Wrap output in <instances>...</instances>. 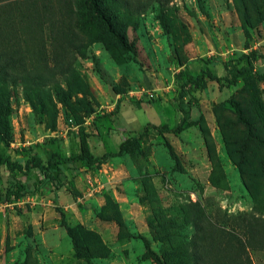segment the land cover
<instances>
[{"label": "rangeland", "instance_id": "374dc122", "mask_svg": "<svg viewBox=\"0 0 264 264\" xmlns=\"http://www.w3.org/2000/svg\"><path fill=\"white\" fill-rule=\"evenodd\" d=\"M59 2L73 5L70 28L28 36L41 64L27 83H0L11 140L0 154L78 156L70 134L82 130L98 156L149 133L99 168L64 167L60 190L43 181L15 204L2 198V167L0 264H156L149 251L168 264H264V76L209 82L192 110L196 126L157 130L180 122L181 70L196 75L209 60L223 76L228 61L264 47V0H105L126 48L87 0Z\"/></svg>", "mask_w": 264, "mask_h": 264}, {"label": "trees", "instance_id": "16d2710c", "mask_svg": "<svg viewBox=\"0 0 264 264\" xmlns=\"http://www.w3.org/2000/svg\"><path fill=\"white\" fill-rule=\"evenodd\" d=\"M87 5L92 15L104 24L107 31L126 48L127 42H125L123 34L116 29L114 18L108 12L105 0H87ZM72 14H74L73 5H62L59 0L55 6L52 5V0H0V83L7 80L12 83H27L30 79V73L41 64L31 57L33 50L28 46V36L34 32L44 35L48 33L64 34L70 28L71 19L68 18ZM69 47H71L70 39ZM133 52L136 50L133 49ZM263 61L264 47H261L237 60H230L224 64L223 76L217 75L212 62L209 60L202 61L204 64L196 75L181 70L176 75L178 87L176 102L177 110L182 117L175 126L163 125L157 130L161 133H179L186 128L196 126L197 121L192 118V110L198 106V94L206 89L209 82H216L220 86H235L242 79L264 76L263 69L257 66ZM117 110L118 108L115 112ZM238 115L242 118V112L239 111ZM1 119L2 112L0 111V121ZM8 131L7 124L0 122V147L3 142L10 145L11 140ZM148 133L149 127L146 126L137 135L125 138L117 152L108 151L98 156L92 154L90 150L89 139L92 134L82 130L70 134L79 142L80 154L78 156H64L55 152L50 155L46 163L35 148L24 149L15 157L0 154V170L4 167L9 176L2 198L7 204H15L27 195L40 193V186L43 181L49 182L56 190H60L63 184L59 180V175L63 173L64 167L70 168L73 164L81 163L82 166L90 169L99 168L112 159L129 152ZM35 171L38 172L42 180L33 183L32 186L30 176ZM68 187L75 197H82L74 179L68 181ZM248 237L247 241L250 243L253 236L249 234ZM74 242L79 257L84 256L87 259L91 257L88 252H84L82 255L83 250L78 246L76 240ZM146 245L149 249L148 242ZM149 253L154 257L156 264H168L152 251ZM239 264H246V262ZM247 264H253L249 257Z\"/></svg>", "mask_w": 264, "mask_h": 264}]
</instances>
